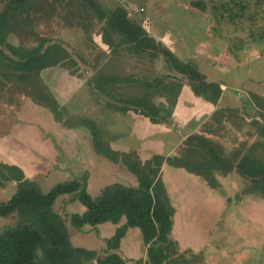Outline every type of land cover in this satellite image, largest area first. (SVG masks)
<instances>
[{"label":"trees","instance_id":"1","mask_svg":"<svg viewBox=\"0 0 264 264\" xmlns=\"http://www.w3.org/2000/svg\"><path fill=\"white\" fill-rule=\"evenodd\" d=\"M42 1H2L0 80L5 83V87L14 82L22 81L27 84L29 81L30 87L34 89L37 81L34 77L44 68L66 59L63 48L47 39L40 40L39 45L29 51L7 42L14 24L30 28L34 14L38 11L36 8ZM81 1L99 19L107 18L104 33L107 38L112 35L119 38L123 46L130 48L139 57L150 60L162 57L166 68L173 72L172 76L190 83L194 95L202 96L210 103L219 99V85L206 82L196 62L179 60L149 36L139 23L132 21L124 8L116 6L109 10L100 0ZM190 7L200 12L206 11V4L202 0L192 1ZM105 44L111 45L108 42ZM103 69L97 70L93 79H89L87 83L91 82L101 94L112 98L110 81L122 78L108 74ZM161 78L137 82L144 89L142 95L129 101L113 98V103L107 102L106 106L120 113L132 111L147 118L151 124L169 122V115L159 109L151 95L153 90L157 91L161 87ZM204 93H208V97H204ZM256 104L253 106L258 115L250 123L259 139L243 153L239 151L225 154L222 144L205 135L192 134L182 143L178 155H153L144 162L140 161L135 152L120 153L113 150L93 121L84 117H70L63 108L54 111L55 119L63 127L86 128L90 133L94 152L134 175L137 185L133 187L113 183L103 187L99 196L92 198L87 192L88 176L85 173L57 183L43 193L39 184L26 178L20 168L0 163V186L15 184L14 194L7 202L0 203V217L16 216L14 225L0 231V264H127L128 260L122 257L119 249L129 227L140 229L146 247L145 258L137 261L138 264H191L185 253L178 251V243L171 237L174 209L162 179V165L197 175L213 189L219 187L218 175L236 172L246 182L236 201L250 196L260 197L264 201V159L256 155L258 149H264V123L259 119L264 117V98ZM236 113L237 110L234 109H220L213 114L212 119L221 125L222 120L229 119L227 116H235ZM243 145L241 147H246ZM62 198H69L71 202L79 204L83 208L82 213L67 215L66 222L63 214L55 209L57 200ZM122 219L126 223L118 226L113 235L104 240L102 256H98L95 250L72 246L70 231L79 234L86 228L97 230L106 223L118 225Z\"/></svg>","mask_w":264,"mask_h":264},{"label":"crops","instance_id":"2","mask_svg":"<svg viewBox=\"0 0 264 264\" xmlns=\"http://www.w3.org/2000/svg\"><path fill=\"white\" fill-rule=\"evenodd\" d=\"M175 27L173 25V29ZM206 30L208 31V28ZM207 31L202 39L192 36L191 46H183V49L186 50V58L179 54L177 43L173 46H165V48L181 61L196 62L198 70L200 69L199 72L204 76L205 81L219 85L221 93L216 102L210 103L205 100L206 98L194 95L190 89V83L185 80L186 82L178 85L176 93H174L175 88L172 89V95L157 103L159 109L169 115V122L151 124L147 118L132 111L120 113L106 106L107 102L112 104L114 99L105 97L96 90L94 85H89L87 77L81 76L80 70L70 72L65 67L64 61V64L61 62L44 68L38 76L34 77L37 80L35 83L36 88H31V82L29 81L25 84L27 89L25 95L28 97H24L27 100V103L23 105L24 108L21 111L19 109L20 106L17 108L11 107L14 111L11 117L8 118L7 124L0 125V163L20 168L24 176L31 180H37L43 175L46 176V173L52 168H54V171H59V174L67 175L68 179L70 176H77L72 173L75 174L76 171L84 170L88 172L90 179V170L100 167L99 155L94 152L90 133L84 127L70 129L63 127L54 117V111L59 110V108H63L70 117H84L93 121L102 131L103 138L113 150L120 153L135 152L140 161H145L153 155H162L164 157L178 155L182 143L192 134L205 135L211 140L218 141V132L221 131L219 126L224 125L227 119L222 120V125H218L219 123L215 122L212 116L216 111L226 109L229 104L231 107L236 105L230 102H235L238 92L236 94L232 93L231 87L226 85L220 77V75L226 74L223 73L221 67V65H224L223 62H226L223 60V55L217 52L216 56L213 55L209 59L206 56L209 48L213 50L212 45H210L211 42L209 43L211 40L210 34H207ZM152 36L156 42L161 43L159 36L157 38L154 35ZM224 36L226 35H223L222 38ZM220 37L221 35H219L218 39H221ZM251 48L250 54L252 56L257 54L256 50L253 47ZM252 64V58H250V66H245L247 70L251 68ZM105 69L108 74L117 75L116 77L121 75L118 74L120 73L118 71L112 70L111 72V70ZM252 71L253 73L251 72L246 80L252 86L250 92L259 98H264V77L259 75L262 70L259 69V73L257 68ZM41 74L46 76V82L41 83L43 78V76L41 78ZM155 78L159 77L156 76L152 80ZM123 79L128 81H110V89L112 90L113 87L118 89L115 84L126 86L141 81L128 77H123ZM245 82L244 84H246ZM40 85H42V93L40 94H43V96L36 94L37 87ZM203 96L208 97L205 93ZM1 114H3L2 110H0ZM215 125H218L217 128H214ZM245 149H249V147H241L230 153L239 151L243 153ZM258 151L256 155H259ZM100 157L105 159L102 156ZM109 163L112 164L111 162ZM116 166V168H111L116 169V172L112 173L110 172L111 169H108V165L106 171L108 181L135 187L137 185L135 176L120 165ZM162 166V170L166 167L167 169L169 168L173 176H171L172 182L168 183L167 180L170 176L162 172V179L169 194L168 196L173 198L170 201L174 203L172 205L174 209L173 232V227L177 226V219L180 216L182 218L196 216V209L200 207L201 201H206L212 208H215L216 211H214L212 217H219L213 228L218 233L217 240H214L212 236L211 240L205 239L206 241L204 240L205 242L202 244L199 242L195 243V239L187 243H185L186 241H176L178 243V251L180 253L187 252L189 256L197 257L196 262L192 260L191 264H256L260 260L259 253L264 248V201L250 196L235 202V205L228 204V200L216 194V190L221 186L219 180V187L213 189L197 175L190 174L183 169L169 167L166 164ZM123 169L129 173L128 175L133 177L131 179L134 182H132L130 176L125 174L126 172L122 171ZM62 171L65 172L63 173ZM102 175L103 171L95 173L93 182L97 180L95 184L99 185L98 178H101ZM218 177L224 176L218 175L217 179ZM122 178L130 183L123 182ZM183 185L187 188L186 194H183L182 189L184 190L185 188ZM12 186H15V184ZM189 187L195 188L190 195H188ZM102 188L103 186L100 189L102 190ZM90 191L97 194L95 188ZM179 191L181 192L179 193ZM96 196L91 197L95 198ZM77 208L80 207L77 205ZM80 209L82 213L83 208ZM233 209H237V212ZM235 213L241 219H234ZM125 223L126 221L122 219L118 225L106 223L99 226L98 231L100 228L107 230L105 232L107 235L105 237L101 236V239L110 238L115 229ZM194 231L197 230L194 229ZM241 233L246 234L244 237L247 243L240 244V242H236L237 238L242 240L238 236L242 235ZM139 235L143 245L141 248H144L143 256H145L146 247L143 244L140 229L137 227H129L126 236L121 241V250L127 249V256H130L135 251L128 249L126 243L131 242V240L135 242L134 237ZM171 237L174 239V236L171 235ZM183 243L189 247H185ZM198 257L201 258V261ZM231 259L233 262L228 263Z\"/></svg>","mask_w":264,"mask_h":264},{"label":"rangeland","instance_id":"3","mask_svg":"<svg viewBox=\"0 0 264 264\" xmlns=\"http://www.w3.org/2000/svg\"><path fill=\"white\" fill-rule=\"evenodd\" d=\"M2 1L0 0V6L3 4ZM192 1L198 0H100L101 4L109 10H113L116 6L124 8L129 18L139 23L149 36L153 37L152 35H154L156 38L159 36L164 47L173 46L177 43L179 54L184 56V58H186V50L183 49V46L192 45V36L202 39L208 28L207 34H210L209 37L211 38L209 43L211 42L210 45H212L213 50L209 48L206 56L209 59L213 55L216 56L217 52L223 55V60L226 62L221 60L224 63L221 67L223 73L226 74L220 75V77L226 85L231 87L232 93L236 94L238 92L235 102H230L236 105L231 107L229 104L226 108L237 110V115L227 116L229 117L227 119L228 122L219 126L221 127V131L218 132L219 140L215 141L223 145L225 154H229L233 150L240 149L243 144L248 148L249 145L259 139L250 121L258 115L253 104L257 105L256 103H259L262 98L250 92L252 86L246 80L249 78L250 73H253L252 70L256 68L258 73L259 69L262 70L259 75L264 77V0H202L206 4L205 12H200L190 7ZM36 10L38 11L34 14L30 28L22 24H14L12 26L11 35L7 40L8 43L27 51L37 47L42 39L57 43L64 50L65 67L70 72L80 70L81 76L87 77L88 81L93 79L94 73L101 68H104L103 70L107 68L111 72L112 70L120 72L118 74L121 75L118 77L122 79L123 77H128L150 82L156 76L162 77L160 79L162 81L161 87L157 91L153 90L151 92L152 100L155 104L164 101L163 99L172 95V89L175 88L174 93H176L178 85L186 82L183 79H176L175 75L172 76L173 72L166 68L165 61L162 58L150 60L147 57H139L130 48L123 46L119 42V38L113 35L107 38L104 35L107 18L105 20L99 19L97 14L81 0H43ZM173 25L176 26L175 29H173ZM219 35H221V39H218ZM223 35L226 36L222 38ZM106 42L111 45L108 46L105 44ZM251 47L256 50L257 54H253V56L250 54ZM217 58L220 59L219 56ZM250 58H252L253 64L247 70L246 67L250 66ZM244 59L246 60L244 61ZM234 68L236 69L234 70ZM42 76L41 74V78ZM39 81L41 80L39 79ZM43 82H46L45 75L41 83ZM89 84L92 85L91 82ZM4 85L5 83L0 80V110L3 111V114L0 115V125L7 124L8 118L11 117L14 111L11 107L17 108L20 106L19 109L22 111L23 105L27 103L24 97H28L25 95L27 89L24 82H14L6 87ZM115 85L118 89L113 87L111 96L119 101H124L125 99L129 101L140 93V95L144 93V89L138 83L126 86L122 84ZM41 89L42 85L37 87L36 94L42 93ZM40 95L43 96V94ZM205 95L207 96L208 93ZM259 119L262 121L261 123H264V117ZM217 126L215 125L214 128H217ZM258 154L264 159V149H259ZM99 161L100 167L90 170V179L87 171L81 170L82 172L76 171L75 174L72 173L77 176L87 173V178L89 179L87 192L89 190L88 193L91 196H99L102 186L105 187L114 182L108 181L106 171L108 165V169L116 168L117 166L113 163L110 164L100 156ZM100 171H103V175L98 178L100 184L97 185L95 184L97 180L93 182V176ZM122 171L126 172L124 169ZM161 171L170 176L167 182H172L171 170L166 167L164 170L161 169ZM62 172L64 173L65 171ZM110 172L115 173L116 169H111ZM59 173V171H54V168H52L46 173V176L43 175L35 180L43 193L48 192L57 183L77 177L70 176L68 179L67 175ZM125 174L128 175L129 173L126 172ZM131 178L133 179L130 176ZM218 180L221 182V186L216 190V194L228 200V204L235 205V202H237L236 197L244 188L245 180L236 172L224 177H218ZM122 181L130 183L123 178ZM164 181L166 183V179ZM132 182L134 181L132 180ZM12 185L0 186V203L7 202L10 196L14 194L15 186ZM183 187H185L184 190L182 189L183 194H186L187 188L185 185ZM92 188H95V191L97 190V194L90 191ZM177 189L179 188L177 187ZM193 189L195 188L189 187L188 195L193 193ZM177 191L176 193H178ZM253 197L263 201L260 197ZM169 198L173 200L171 196ZM171 203L172 205L174 204L172 201ZM78 207H80L79 204ZM80 208H77V205L71 202L69 198L58 199L55 205L56 211L63 214L66 222L68 221L67 215L81 213ZM196 210L195 217L182 218L180 216L177 219V226L173 227L174 232L172 229V236L177 242L186 241L185 243H187L195 239V243L199 242L202 244L212 236L214 240L218 239L217 231L213 230L214 224L219 218L212 217V214L216 211L215 208H212L208 202L201 201L200 207ZM233 210L237 212V209ZM233 218L241 219L237 213H235ZM15 222L16 216L14 215L8 218L0 217V231L9 225H14ZM102 229L100 228L98 231V228L97 230L86 228L79 234L76 231H70L72 246L95 250L98 256H102L105 239L102 240L101 236L105 237L107 235L105 234L107 230ZM194 229L197 231H194ZM241 234L238 236L242 240L237 238L236 242H240V244L247 243L244 237L246 234ZM134 240L136 241L131 240V242L126 243L128 249L135 251L133 254H129L130 256H127V249L121 250V247L119 249L122 257L128 260L127 264H138L137 261L145 257L143 256L144 248H141L143 245L140 235L134 237ZM185 243H183L184 246L189 247ZM259 254L260 260L256 264H264V248ZM185 255L189 261L193 260L196 262L197 257L189 256L187 252ZM198 259L201 261L200 257ZM232 262V259L228 261V263Z\"/></svg>","mask_w":264,"mask_h":264}]
</instances>
